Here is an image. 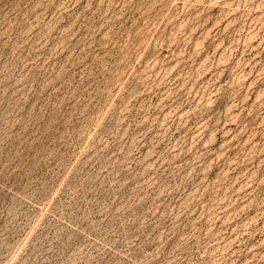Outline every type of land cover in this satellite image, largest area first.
<instances>
[{
	"label": "rangeland",
	"instance_id": "1",
	"mask_svg": "<svg viewBox=\"0 0 264 264\" xmlns=\"http://www.w3.org/2000/svg\"><path fill=\"white\" fill-rule=\"evenodd\" d=\"M0 264H264V0H0Z\"/></svg>",
	"mask_w": 264,
	"mask_h": 264
}]
</instances>
